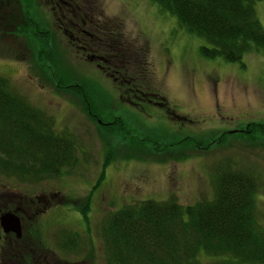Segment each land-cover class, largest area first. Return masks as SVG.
<instances>
[{
	"label": "rangeland",
	"instance_id": "rangeland-1",
	"mask_svg": "<svg viewBox=\"0 0 264 264\" xmlns=\"http://www.w3.org/2000/svg\"><path fill=\"white\" fill-rule=\"evenodd\" d=\"M30 1L36 6L32 5L31 16L39 26L50 29L53 39L49 45L57 48L64 67L62 70L59 65L54 70L57 82H80L95 112L104 118L116 116L123 126L115 124L116 133L121 129L123 138L99 137L97 130L104 133L115 129H99L87 117L81 98L71 93L78 87H72V83L63 87L36 68L20 15L21 4L17 0L2 3L0 76L9 80L11 90L50 116L54 130L64 129L76 139V162L65 166L61 175L19 181L14 175L0 174V189L4 190L0 205L5 201L11 206L15 202L25 206L26 199L42 195L23 212L27 223L35 224L37 239L43 244L33 264H52L55 259L66 264H106L97 227L108 211L139 199L162 200L171 195L177 203L187 204L211 196L213 170L226 164L254 174L255 213L264 224V146L255 137L239 132L249 122L264 120V50H246L240 64L216 56L206 58L198 50L205 42L179 27L173 16L157 8L152 0H86L91 13L118 24L126 55L140 67L137 74L143 77L141 84L146 83L140 88L150 84L147 89L167 103L164 108L145 101L136 107L123 101L115 82L92 61H85L66 46L65 36L51 24L54 17L49 6L43 0ZM253 6L257 22L264 29V0L254 1ZM17 26L21 31L16 32ZM128 69L125 72H130L131 66ZM219 135L223 139L219 140ZM137 136L170 144L154 150L146 142L134 143ZM185 136L190 137L183 143L176 142ZM106 152L110 159L103 164ZM85 197L87 226L79 211ZM62 233L77 235L74 248H63L55 242ZM5 254L9 255L8 251ZM2 258L0 254V264H15Z\"/></svg>",
	"mask_w": 264,
	"mask_h": 264
},
{
	"label": "trees",
	"instance_id": "trees-1",
	"mask_svg": "<svg viewBox=\"0 0 264 264\" xmlns=\"http://www.w3.org/2000/svg\"><path fill=\"white\" fill-rule=\"evenodd\" d=\"M8 1L11 0H0V7L2 3ZM17 1L21 4L20 15L26 37L33 48L35 66L44 71L46 76L55 79L56 68L60 65L63 70L64 67L60 63L61 58L57 57V48L49 45V41L53 39L50 29L39 26L36 18L31 16L34 3L30 0ZM152 1L157 8L173 16L179 27L205 42L198 46L203 57L216 56L225 62L237 60L240 64V56L246 50L252 47L264 50V29L257 22L253 6L254 1L259 0ZM1 20L3 19L0 18ZM100 22L107 27L100 28L107 38L105 41L102 40L103 36L99 37L98 30L94 34L100 39L90 38L89 45L99 52L105 49L109 56L108 60L120 71H129L128 67L131 66L133 71L130 70L128 73L134 77L136 86L146 85L145 82L141 84L143 77L137 74L140 67L126 55L124 35L118 32V24L111 20L103 21L101 18ZM16 28L18 32L22 27ZM3 54L7 57L5 53ZM54 81L63 87L71 83L74 85H71L72 87H78L71 89V93L81 98L84 113L92 118L96 127L99 126L101 129L100 127L106 126L115 129L113 132L104 133L97 130L99 137L116 135L123 138L121 129L118 134L116 133V125L123 128L119 124L120 118L116 116L104 118L101 113H96L94 107L90 106V97L83 93L80 82L64 83L61 80L59 83L57 79ZM8 84L9 80L0 76V174L14 175L19 181H39L45 177L61 175V170L65 166H71L76 162L74 157L76 139L64 129L54 130L53 119L45 115L43 110L30 105L21 95L11 90ZM148 86L150 87V84L139 89L148 92L146 98L165 108L167 103L164 99L157 98L147 89ZM131 101H136L134 106L140 107V103L146 100L141 102L134 97ZM244 128L243 131L239 130L245 133L243 136L251 139L255 137L264 146V120L249 122ZM222 136L219 135L218 139H223ZM189 137L178 138L176 142L183 143ZM190 141L193 142L195 139L191 138ZM133 142H146L145 145L153 146L154 150L157 146L159 150L163 149L165 144L169 143H153L148 137L141 136H137ZM103 158L105 164L110 159L109 153L106 152ZM222 166L213 170L211 196L201 197L187 204L177 203L171 195L162 200L139 199L108 211L97 227L104 262L264 264V224L256 218L257 182L254 174L229 164ZM84 201L85 205L79 211L82 214V222L87 226L86 197ZM37 233L38 231H35L30 235L37 238L39 237ZM76 236L74 233H62L55 238V242L63 248L71 249L76 245ZM39 243H34V246H42ZM5 253L7 252L4 249L0 252L2 260L8 259L15 264L34 263L33 256L28 250L8 253L9 255ZM13 255L18 256V259L12 258Z\"/></svg>",
	"mask_w": 264,
	"mask_h": 264
},
{
	"label": "flooded vegetation",
	"instance_id": "flooded-vegetation-1",
	"mask_svg": "<svg viewBox=\"0 0 264 264\" xmlns=\"http://www.w3.org/2000/svg\"><path fill=\"white\" fill-rule=\"evenodd\" d=\"M43 2L45 5L49 6L48 11L54 17L51 21L53 28L57 31V33L60 31V34L65 36L64 41L66 46H70L72 49L71 51H73L76 55H79V57L82 56L85 61H92V63L97 66L101 72L109 76L110 81L112 83L113 81L115 82L117 88L121 92V95H123V101L134 106L137 102L131 101V99H134L135 97L136 100L141 102L146 100V102L151 104L156 103L152 101V99L149 100L146 98L148 92L140 90V87L136 86L133 81L134 77H132L131 74L125 72L124 70L120 71L114 66V64H111L110 60H108V54L105 53V49L99 52L89 45L90 38L98 39V36L94 34V32L98 30L97 34H99V37L102 35V40L105 41L107 37L103 32H101V29H105L107 27L100 22V16H96L97 13L94 14L90 12V4L87 3L86 0H43ZM144 92L145 94H141ZM1 191L4 190L0 189V193ZM4 196L6 195L4 194ZM41 196L42 195L39 196L36 194L35 199H26V201H24V203L26 202L25 206L19 205L16 202L13 206H11V204H6L5 201L0 205V214L6 211L12 215H16L18 225L17 234H15L12 228H8L7 225L0 224V242L2 243L0 245L1 250L3 248H7L8 253H21L28 250L33 256L32 260H38L40 253H42L41 248H43V244L39 243L42 246H34V243L39 242L37 239L38 237L35 238L30 235L31 233H35V224H32L31 222L30 224L27 223V216L25 217L23 212L25 210L24 208L29 209L35 202L37 203V201L41 199ZM5 199H7L6 201H9L8 197ZM33 213H35L34 209L32 210V214ZM32 222H34V219H32ZM58 262L59 261L55 259V262L52 264H56ZM58 264L66 263L59 262ZM67 264H70V262Z\"/></svg>",
	"mask_w": 264,
	"mask_h": 264
},
{
	"label": "water",
	"instance_id": "water-1",
	"mask_svg": "<svg viewBox=\"0 0 264 264\" xmlns=\"http://www.w3.org/2000/svg\"><path fill=\"white\" fill-rule=\"evenodd\" d=\"M16 215H12L8 212H4L0 214V224L7 225L8 228H12V230L17 234V221H16Z\"/></svg>",
	"mask_w": 264,
	"mask_h": 264
}]
</instances>
